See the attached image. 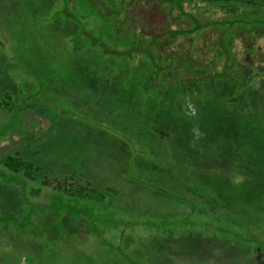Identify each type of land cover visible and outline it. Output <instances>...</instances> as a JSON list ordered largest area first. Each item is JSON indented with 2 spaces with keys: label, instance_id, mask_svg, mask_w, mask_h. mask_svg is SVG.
Here are the masks:
<instances>
[{
  "label": "trees",
  "instance_id": "trees-1",
  "mask_svg": "<svg viewBox=\"0 0 264 264\" xmlns=\"http://www.w3.org/2000/svg\"><path fill=\"white\" fill-rule=\"evenodd\" d=\"M8 9L21 14V35L8 37L6 27L0 35L23 45L28 65L17 60L22 64L3 71L13 74L19 96H29L26 102L48 97L43 106L29 102L38 108L31 114L21 105L23 98L0 101V264H23L24 257L31 264H119L122 258L105 256L110 252L103 234L118 231L123 240L130 234H123L128 227L120 221L133 214L142 220L145 214L110 209L61 185L38 182L28 171L33 164L17 157L37 127H52L59 111L116 132L140 153L153 151L148 141L92 118L63 95L82 86L138 118L144 140L159 130L172 138L169 157L152 152L172 186L165 179L152 188L182 206L173 211L171 224L184 228L182 237L163 225H151L152 230L141 224L135 230L139 242L124 243L138 246L141 260L177 264L173 254L216 255L229 245L239 258L264 251V0H37L26 12ZM119 22L133 38L115 34ZM220 111L229 117L217 116ZM234 113L250 116L254 128L244 131ZM145 159L144 166L152 164ZM227 212L230 216H223ZM67 215L89 224L90 240H82L78 224L69 232Z\"/></svg>",
  "mask_w": 264,
  "mask_h": 264
},
{
  "label": "rangeland",
  "instance_id": "rangeland-1",
  "mask_svg": "<svg viewBox=\"0 0 264 264\" xmlns=\"http://www.w3.org/2000/svg\"><path fill=\"white\" fill-rule=\"evenodd\" d=\"M36 2L37 0H0V30L1 28L6 27L7 29L4 30V33H7L8 37H11V35L20 36L21 33H19L20 31L17 28L21 21V14L15 15L14 12L12 13L8 8L20 10V12H26L24 11L25 7L28 5L29 9L31 7V9H33ZM134 18L135 22H130L132 26L136 24L138 15H135ZM110 20L114 21V16H112V19ZM225 20L227 19H221V25L226 27V25H224ZM124 23L125 22L118 23L117 27H119V29L114 28V31L116 32L115 34H124L122 38L125 37V34L128 35L127 39L131 38V36L133 38V32H127V25ZM9 26H12V28ZM24 28H27V26ZM117 30L119 32H117ZM103 35L107 36L105 33H103ZM1 38L4 39V42L0 44V101L7 99L10 100V102H18L19 99L23 98L20 103L25 112L27 111V114L34 113L38 108L33 106L28 107V103L33 102L38 104L37 106H43V104H45V99L48 96L43 98L36 95L35 97L30 98L28 102H26L27 98H29L28 95L22 98L19 96V92H17L18 89L15 87L14 79L12 78L13 74L7 75L6 72L3 71V68L8 65L14 67V62L19 63L17 60L24 61L22 67H27L28 64L25 62L26 58H24L21 53L23 45L19 44L15 39L10 41L5 40L4 35H0V39ZM122 40L123 39H121V42ZM11 55H15L18 59H12L10 57ZM38 84L39 83L36 82L34 85L36 89L39 87ZM68 90H65L63 95L68 98L73 106L80 108L92 118L107 122L108 124L123 130L133 137H136L139 141L146 143L148 141L149 143H147V147L153 151L150 152L147 149L148 151L146 150V155L140 153V151L138 152V150H135V145L125 142V139L116 132L110 131L98 123L84 122L83 120L78 119L73 113L65 114L59 111V117H56L57 119L53 122L52 127L47 129L37 127L39 130L31 135L30 142L28 141L29 146L18 151L19 153L17 157L25 161H30L33 164L31 167L32 169L28 170L30 174L38 182L45 183L47 186L57 187L61 185V189L64 191L78 194L86 199L97 200L110 209L126 208L128 210H135L137 213L140 211L145 213L140 216V219L142 220H139L137 214L136 216L133 214V216L128 218L127 221L125 218L120 221V225L128 227V229H123L124 235H134L135 230H138L141 224L142 226L150 225L152 230L155 228L151 225H163L164 228L167 229L168 226L167 224L165 225L164 221L158 222L153 217H159L164 214H171L173 217V213H175L173 211L177 210V208L179 210L182 209V206H180L179 202H175L172 198L168 197L165 192L152 187L158 185L159 187L160 185L163 186L162 183L165 179H168L167 186H172L169 181V172L167 170L163 171L164 168L162 169L160 167L161 164H156L155 159V154L159 158L170 156L171 147H169V143H171L172 138L168 137L167 133L163 130H159V132H155L154 139L150 137L149 139L147 138L148 140H144V134L141 133L138 124L140 123L139 119L135 116L129 117L120 113L118 109L108 101V98L101 95V93H97L95 90H91L85 86H82L78 93H75L74 88ZM8 94L10 97H7ZM43 108L48 109V111L52 113V111H50L51 108ZM41 110L42 107L40 108L39 113H41ZM44 110L45 109H43V111ZM45 112H47V110H45ZM14 113L15 111L13 112V115ZM10 115L11 117L13 116L12 113L9 114V116ZM216 115L219 117L223 116V119L229 117L224 111H220V113L217 112ZM234 115L236 118L237 116L240 117L243 122L240 126H242V129L244 128V131H248L249 129H252V127L254 128V126H250L252 124L250 116H245L244 114L239 113H234ZM23 116L25 121L26 118L29 119L28 116L25 118V114H23ZM53 117L54 116L51 118L53 119ZM234 127H231L233 128L231 131H235L236 128L234 129ZM147 128H149V125H147ZM152 130H149L150 134H152ZM26 143L27 141L25 144ZM136 148L138 149L137 146ZM145 158H148L152 164L144 166ZM228 214V212L224 213L223 216H230ZM66 220L69 221V224L72 222V228L69 227V232L71 234L75 231L74 227L78 224V226H82L83 229V231H81L82 240H90L93 232L89 229V224L87 227L82 223L83 221H72V218L69 215L66 216ZM154 220L156 222H154ZM182 229L184 228L181 227L180 229H176L173 227L172 231L174 233H171L176 236ZM151 233L154 232L152 231ZM158 233H155L154 235ZM170 234H166L168 242ZM103 235L104 246L107 247L110 252L108 256L105 254L106 257L113 255L122 258L119 264H124L129 261H133V264H135V261H138V258L129 255L128 251H125V253L123 252L122 254L117 249L118 245H123L126 249H132V247L124 244V241L127 242V239L129 240V236H126V239L122 240L120 237L121 234H119L118 231H115L113 234L112 230L107 231ZM138 242L139 241L136 239V242L134 243ZM174 243H176V241H174ZM184 243L185 241H182V243L177 246L178 248H176L182 251L181 248L185 247ZM215 245V242L211 245L212 252ZM170 246L174 248L175 244ZM260 246H263L262 243ZM229 250L230 245L226 253L220 252L216 255L203 254L198 256H192L189 253L173 254L172 258L177 264H264V251L258 252L259 255L257 256L248 255L245 258H239L235 256L237 254L236 252L234 253L232 250L233 252L231 253ZM134 252L135 249L133 248V253ZM31 263L32 260L30 258H23V264ZM141 264H150V262L143 261Z\"/></svg>",
  "mask_w": 264,
  "mask_h": 264
},
{
  "label": "flooded vegetation",
  "instance_id": "flooded-vegetation-1",
  "mask_svg": "<svg viewBox=\"0 0 264 264\" xmlns=\"http://www.w3.org/2000/svg\"><path fill=\"white\" fill-rule=\"evenodd\" d=\"M133 211V213L135 212V210H132ZM156 221H158V222H160V221H164L165 222V225L167 224V226L169 227H167L168 228V231L171 233L172 232V229H173V226L171 225V224H173L174 222H175V220H174V218L169 214H164V215H161V216H159V217H153ZM154 220V222H156ZM126 236H123V240H125L126 238H125ZM127 241H130L131 243H133V245L135 246V233H134V235H130L129 236V240L127 239ZM124 243H126L125 241H124ZM129 243V242H128ZM126 245V244H125ZM117 249H118V251L120 252V253H122L123 254V252L125 253V251H128V254L129 255H133V256H135V257H137L138 258V260H140V259H142L143 257H142V255L139 253V252H134L133 253V247H132V249H126V248H124L123 247V245H118V247H117ZM134 249H135V247H134ZM138 250V249H137ZM116 257V256H115Z\"/></svg>",
  "mask_w": 264,
  "mask_h": 264
}]
</instances>
